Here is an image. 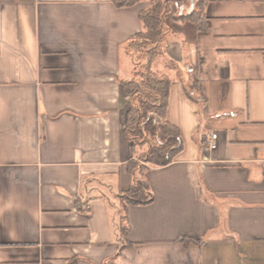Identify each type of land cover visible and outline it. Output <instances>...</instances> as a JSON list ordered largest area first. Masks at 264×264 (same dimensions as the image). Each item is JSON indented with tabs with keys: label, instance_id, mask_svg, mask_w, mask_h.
<instances>
[{
	"label": "crops",
	"instance_id": "crops-1",
	"mask_svg": "<svg viewBox=\"0 0 264 264\" xmlns=\"http://www.w3.org/2000/svg\"><path fill=\"white\" fill-rule=\"evenodd\" d=\"M148 6L0 0V264L117 252L116 193L132 181L120 80L138 63L124 46ZM204 15L205 30L166 18L151 68L170 78L166 120L183 147L146 172L153 201L126 205L131 245L111 264H264V0H206Z\"/></svg>",
	"mask_w": 264,
	"mask_h": 264
},
{
	"label": "trees",
	"instance_id": "trees-1",
	"mask_svg": "<svg viewBox=\"0 0 264 264\" xmlns=\"http://www.w3.org/2000/svg\"><path fill=\"white\" fill-rule=\"evenodd\" d=\"M139 1L142 0H112V3L115 7H129ZM145 1L149 6L138 15L142 30L124 46L127 53L141 56V62L137 63L132 78L120 80L123 91L129 97L124 132L132 150V158L127 162L132 181L127 191L116 193L119 202V208L115 212L118 248L112 259L103 264H111L124 248L131 245L124 239L127 230L124 216L126 205H144L153 201L146 172L151 167L166 166L173 162L183 147L179 129L166 120L170 78L151 68L153 61L164 52L162 43L166 32V18L188 21L196 30L206 29V0H196L191 11L185 14L169 13L168 4L173 0ZM184 91L199 109L203 107L204 100L198 94L195 81L188 86L184 85Z\"/></svg>",
	"mask_w": 264,
	"mask_h": 264
},
{
	"label": "built area",
	"instance_id": "built-area-1",
	"mask_svg": "<svg viewBox=\"0 0 264 264\" xmlns=\"http://www.w3.org/2000/svg\"><path fill=\"white\" fill-rule=\"evenodd\" d=\"M207 149L212 150L216 147V134H211L207 144H206Z\"/></svg>",
	"mask_w": 264,
	"mask_h": 264
},
{
	"label": "rangeland",
	"instance_id": "rangeland-1",
	"mask_svg": "<svg viewBox=\"0 0 264 264\" xmlns=\"http://www.w3.org/2000/svg\"><path fill=\"white\" fill-rule=\"evenodd\" d=\"M134 56H135V61L138 62V63H140V62H141V56H139V55H137V54H135ZM123 65H124V67L127 65L126 62H125V60H124V64H123ZM137 66H138V65H137ZM154 67H155V66H153V68H154ZM154 69H155V68H154Z\"/></svg>",
	"mask_w": 264,
	"mask_h": 264
}]
</instances>
